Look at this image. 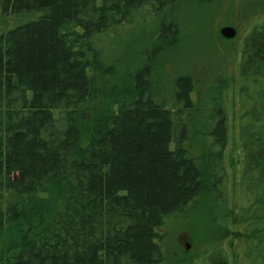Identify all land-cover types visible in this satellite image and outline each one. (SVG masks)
<instances>
[{"label": "trees", "instance_id": "1", "mask_svg": "<svg viewBox=\"0 0 264 264\" xmlns=\"http://www.w3.org/2000/svg\"><path fill=\"white\" fill-rule=\"evenodd\" d=\"M219 2L0 0L16 21L0 33V264H180L159 230L224 205L229 116L220 75L200 109L193 75L157 80L165 45ZM144 12L158 46L120 75L110 36ZM239 100L241 187L264 205V19L243 42Z\"/></svg>", "mask_w": 264, "mask_h": 264}, {"label": "rangeland", "instance_id": "2", "mask_svg": "<svg viewBox=\"0 0 264 264\" xmlns=\"http://www.w3.org/2000/svg\"><path fill=\"white\" fill-rule=\"evenodd\" d=\"M263 19L264 0H220L213 10L186 20L178 42H173L170 49L165 45L159 84L170 88L177 76L193 75L196 88L192 97L200 109L213 96H205V89L215 86L220 75L225 87L221 95L229 116V138L223 161L227 200L223 196L224 205H213L215 212L208 211L213 207L202 208L198 213L189 207L166 221L159 231L171 263L210 264L208 257L214 254L223 257L227 264H264V205L257 204L255 196L241 187L245 155L240 137L239 100L243 42L252 26ZM160 22L144 12L111 34L115 44L106 51V59L118 66L120 75L146 63L143 54L158 46ZM15 25L14 17L4 19L0 15V33ZM228 25L237 29L233 39H226L220 33ZM119 82L118 78L114 80V84ZM196 116L197 112L193 113ZM196 144L200 149L204 145L198 136Z\"/></svg>", "mask_w": 264, "mask_h": 264}, {"label": "water", "instance_id": "3", "mask_svg": "<svg viewBox=\"0 0 264 264\" xmlns=\"http://www.w3.org/2000/svg\"><path fill=\"white\" fill-rule=\"evenodd\" d=\"M222 37L226 39H233L237 35V29L234 26H224L220 31Z\"/></svg>", "mask_w": 264, "mask_h": 264}]
</instances>
